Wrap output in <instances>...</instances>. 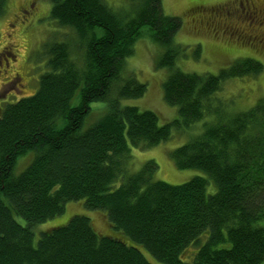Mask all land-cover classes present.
Returning a JSON list of instances; mask_svg holds the SVG:
<instances>
[{
	"label": "trees",
	"instance_id": "1",
	"mask_svg": "<svg viewBox=\"0 0 264 264\" xmlns=\"http://www.w3.org/2000/svg\"><path fill=\"white\" fill-rule=\"evenodd\" d=\"M132 2L134 12L124 13L104 0H52L50 18L79 43L50 44L37 92L0 110V264H153L141 249L158 264H264V99L234 113L215 97L224 82L257 75L262 64L242 59L218 76L174 68L182 20L162 0ZM143 35L163 49L156 68L171 69L164 100L178 115L165 124L123 103L146 91L126 71ZM100 102V119L82 130ZM198 123L202 130L171 157L178 169L204 175L155 181L154 161L127 172L131 148H155ZM30 151L36 157L15 177L17 159ZM82 201L106 215L112 235L83 214L41 231L35 243L37 226Z\"/></svg>",
	"mask_w": 264,
	"mask_h": 264
},
{
	"label": "rangeland",
	"instance_id": "2",
	"mask_svg": "<svg viewBox=\"0 0 264 264\" xmlns=\"http://www.w3.org/2000/svg\"><path fill=\"white\" fill-rule=\"evenodd\" d=\"M4 2L6 5L4 4L5 7L2 8L0 14V45L5 44L8 48L10 46L6 54L11 56L10 59H14L12 56L16 59L15 62L11 61L13 64L9 69L11 70L10 75L9 71L6 73L5 68L0 67V110L24 97H31L37 92L42 74L49 70L46 68L47 54L45 53L50 44L56 41L79 43L76 34L66 27H60L50 18L52 0H5ZM104 2L116 12L128 13L131 10L134 12L135 9L132 0H104ZM260 2L263 3L264 0ZM162 6L167 15L176 16L182 20V28L175 36V42L183 48V52L177 56L174 68L177 67L187 73L218 76L221 70L227 69L239 60L252 58L262 64L261 73L229 79L222 84L221 91L215 97L226 101L229 110L234 113L250 110L264 99V18L249 23V19L241 15L242 12L240 15L237 12V16L226 20L227 28L217 22L208 21L212 11L213 14L223 17L219 12L226 15V11L241 9L239 0H162ZM197 6L203 7L197 8ZM21 10H27L30 15L25 16ZM198 11L201 15L197 13ZM192 15L196 17L197 22L191 20ZM16 16L21 17L22 21L15 20ZM12 22L17 29L16 33L10 29ZM21 23L25 24L20 25ZM143 30L147 31V28ZM9 32L13 34L10 37L7 34ZM78 48L75 47L74 51L80 62L82 53L77 52ZM162 52L163 49L156 43L146 38L145 35L141 36L134 46L133 53L126 60V71L129 77L132 76L139 83H144L146 91L142 98L125 100L123 103L134 105L141 111L155 112L160 118V123L165 124L176 119L178 108L164 100V81L171 74V69L156 68L157 59ZM91 107L93 110L85 117L82 130H87L100 119L99 113L104 112L101 108L105 107V103H93ZM201 130L202 124L198 123L184 133H174L170 140L155 148H131L129 154L131 160L128 158L126 163L127 172L130 170L132 173H138L148 161H154L157 166V171L153 176L155 181L179 185L189 182L195 176L204 175L202 170L178 169L171 157L173 151ZM35 157L36 153L32 151L19 157L15 163L13 175L16 177L23 173ZM122 182H124L122 178H118L114 187H119ZM213 190L212 186L210 192L212 193ZM83 203V201L68 203L61 216L37 226L35 243L39 241L41 231L65 225L75 215L83 214L90 217L99 234L112 235L106 215L99 211L86 209ZM15 219L25 224L23 218L15 216ZM141 251L149 262L158 264L144 249ZM185 261L190 262V260Z\"/></svg>",
	"mask_w": 264,
	"mask_h": 264
},
{
	"label": "flooded vegetation",
	"instance_id": "3",
	"mask_svg": "<svg viewBox=\"0 0 264 264\" xmlns=\"http://www.w3.org/2000/svg\"><path fill=\"white\" fill-rule=\"evenodd\" d=\"M240 3H241V7H242L241 9L237 8V10L226 11V15L222 14L223 12H219V14L222 15L223 17L216 15L215 13L213 14V11L211 10L212 12L209 14L210 16L208 17V21L213 22V23L217 22V24H219L221 26H225L227 28L228 23L226 20H230V17L237 16V12L239 13V15L242 12L243 14H241V15H244L247 20L249 19L248 20L249 23L257 22V21L264 18V2L262 3V2H260V0H239V4ZM199 7L202 8L203 6H197V8H199ZM21 12L25 16L30 15V13L27 10H21ZM197 13L199 15H201L199 11ZM227 14H229V16H227ZM15 20H21V17L16 16ZM191 20L193 22L194 21L197 22V19L194 15L191 16ZM11 24H10L11 31L16 33L17 29H16L14 23L12 22ZM24 24L25 23H21L20 25H24ZM226 24H227V26H226ZM7 34H8V37L13 35L10 32ZM0 46H1L0 47V67H4L5 72L8 73L9 69L11 68V65L13 64V63L11 64V61L15 62L16 58H15V56H12V57H14V59L12 60V59H10L11 56L10 57L7 56L8 50H10V46H9V48L5 44L0 45ZM10 73H11V70L9 71V75H10Z\"/></svg>",
	"mask_w": 264,
	"mask_h": 264
}]
</instances>
